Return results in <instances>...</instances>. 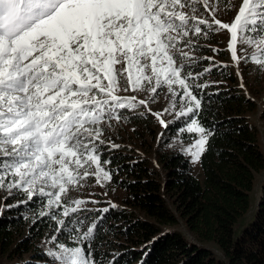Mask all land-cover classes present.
<instances>
[{
	"label": "snow or ice",
	"instance_id": "1",
	"mask_svg": "<svg viewBox=\"0 0 264 264\" xmlns=\"http://www.w3.org/2000/svg\"><path fill=\"white\" fill-rule=\"evenodd\" d=\"M201 2L210 21L195 15ZM216 11L209 0H0V189L26 193L28 201L35 198L44 209L38 218L55 222L47 241L53 246L45 252L50 264H104L93 249L103 217L86 225L89 217L80 213L93 211L84 207L90 201L69 200L68 191L82 187L90 175L101 186L112 179L103 167L111 161L101 162L100 148L106 143L119 147L102 137L103 125L123 118L120 110L139 104L165 129L169 122L162 116L171 111V123L184 121L177 143L196 134L181 153L196 163L207 150L214 132L198 118L203 96L195 90L211 86L196 81L212 68L196 74L186 69L212 57L193 55L199 45L191 35L227 30L236 65L251 61L264 70V0H241L231 23L216 18ZM238 44L258 52L238 55ZM165 86L168 108L151 112L150 102ZM129 90L147 91L150 99L118 94ZM62 235L71 243L60 240ZM112 256L108 264H116Z\"/></svg>",
	"mask_w": 264,
	"mask_h": 264
},
{
	"label": "trees",
	"instance_id": "2",
	"mask_svg": "<svg viewBox=\"0 0 264 264\" xmlns=\"http://www.w3.org/2000/svg\"><path fill=\"white\" fill-rule=\"evenodd\" d=\"M205 68L212 71L196 83L211 86L195 90L203 96L198 118L214 135L200 158L202 179L194 174L190 157L181 151L165 149L155 154L164 172L162 178L137 155L102 154V161H111L107 166L113 183L124 197L123 206L108 205L106 213L98 211L86 221L90 224L103 217L93 242L98 262L108 264L113 259L100 247L111 246L110 238L119 236L129 243L124 247L118 243L123 248L112 252L116 264H264V176L253 213L235 235L238 221L251 207L256 176L264 172L258 128L248 116L256 104L225 64L197 59L186 71L196 74ZM183 123H170V132L175 133ZM17 204L0 207V256L15 258L13 264H50L43 250L29 241L32 235L41 236L47 217H35L37 222L28 225L26 234L22 232L27 224L22 212L37 211L41 204L35 198Z\"/></svg>",
	"mask_w": 264,
	"mask_h": 264
},
{
	"label": "rangeland",
	"instance_id": "3",
	"mask_svg": "<svg viewBox=\"0 0 264 264\" xmlns=\"http://www.w3.org/2000/svg\"><path fill=\"white\" fill-rule=\"evenodd\" d=\"M240 3L241 0H209V4L217 8L216 18L222 20L225 23L232 22L238 11ZM197 8L198 11L195 13V15L207 18L209 21L211 20V16L208 14V11L204 9L202 2L197 4ZM184 11H186L189 15L193 14L190 8H186ZM213 27L215 28L216 26ZM190 38L194 43L200 45L199 50L193 53L195 57H212V62L216 64H225L230 67L237 77L238 86L247 96L254 100L256 104L255 109L250 111L248 116L249 121L254 123L258 128L259 143L262 150L264 151V70H261V68L258 67L256 63L251 61L247 63L241 61L239 66L236 65V63L232 60L231 52L228 49L230 33L227 30H213L210 31L206 37L201 34L198 37L191 35ZM237 48L238 55L247 54L251 56L253 53L258 52V48L255 46L238 44ZM240 48L246 49V53L240 52ZM212 49H217L218 51H213ZM120 67V65H117V68ZM120 80L121 84L127 87V81L125 77L122 76ZM241 83H243V87H241ZM176 87L178 89V86ZM118 94L121 96H137L138 99H150V93L147 91L133 92L129 90L127 92L120 91ZM170 102L171 96L167 87L165 86L161 90H158L156 99L150 102L148 107L151 109V112H163L165 108H168ZM178 109L179 104L177 105V110ZM122 117L123 118L119 122L112 120L111 127L103 125L105 131L102 138L105 141L110 139L112 143L119 145V147L113 149L110 148V146L106 143L105 145H101V153L105 155L108 152L120 151L122 153L137 155L138 157L144 159L149 165L154 167L156 171L159 172L160 178L163 177L164 172L160 165L156 162L155 154L159 151H164L165 149L168 151H181L182 147H186L193 142V137L196 135L191 134L189 137H186L185 135L182 141L177 143L176 132L172 133L169 129L170 123L175 120V116L171 111L164 113L162 116V119H164L166 122H169L167 129L162 127L157 118L152 115L145 107L140 106L139 104H137V107L134 110H127L125 113H122ZM161 133H163V136H161ZM101 162L103 161L101 160ZM192 165L194 174L199 179H202L203 175L202 169L200 167V160L196 163L192 162ZM103 167L110 169L108 168L107 164H103ZM82 171L83 169H81V172ZM89 171H94V166L89 167ZM263 176L264 172L256 176L254 189L251 192V207L249 211L238 221L235 235L240 233L241 228L246 224L244 222L247 221V219L249 220V217L253 213L256 199L258 197L259 184ZM81 184H83L82 187L80 185L69 186L68 191L69 200L82 199L85 201H90L84 207L92 209L93 211L89 213L81 212V218L87 215L89 220H91L90 218L94 217L96 213H98V209H104L108 205L111 206L114 204L116 207L123 206V191L118 188L115 183H113L112 179L110 181H102L103 186H101V184H97L95 177L90 175L86 180H82ZM19 198L25 199L27 198V194L13 191V194L9 195L6 190L0 189V207H5L6 205H15L21 200H19ZM91 201H96L98 203H91ZM42 210L44 209L41 207V205H39L37 211H33L28 214H25L27 212H22L23 215H26L27 219V224L22 230L24 234L27 233L28 225H33V219L35 217L38 218V213ZM45 220L47 224L42 228L41 236L35 238L34 235H32L29 238V241L30 243H33L34 248L43 250L44 253L48 247L53 246L47 243V241L53 233V229L55 227L54 221L50 220L49 218ZM180 229L185 233H188L182 225L180 226ZM59 239L63 242L71 243V241L63 235L59 237ZM110 239L112 243L109 245L111 246H107V244L106 246L100 247L109 255L110 258H112L111 256L114 250L117 251L129 243L124 238L119 236ZM118 243L123 247H119L120 245H118ZM214 249L217 254H220L216 248ZM13 263H15V258L9 259L6 256H0V264Z\"/></svg>",
	"mask_w": 264,
	"mask_h": 264
}]
</instances>
